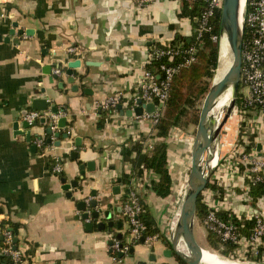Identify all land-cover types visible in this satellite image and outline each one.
Returning a JSON list of instances; mask_svg holds the SVG:
<instances>
[{
    "label": "crops",
    "instance_id": "obj_1",
    "mask_svg": "<svg viewBox=\"0 0 264 264\" xmlns=\"http://www.w3.org/2000/svg\"><path fill=\"white\" fill-rule=\"evenodd\" d=\"M181 7L178 0H152L142 5L139 0H0V253L2 234L6 230L11 233L10 224H14L12 247L22 253L18 264H159L148 260L150 246L139 237L130 239L122 212H111L109 218L101 213L85 220L77 203L96 199L98 208L112 211L126 197L129 182H123L122 177L130 174L131 164L123 159L121 147L155 140L152 126L126 115V111L154 47L171 44L176 36L192 35V21L181 14ZM70 46L76 48L75 53L68 52ZM76 60L79 66L68 74V63ZM54 68L61 70L57 77L52 76ZM119 91L123 93L121 108H100ZM239 92L245 93L246 88ZM36 98L47 100V110L40 111L46 124L40 123L39 117L36 125L25 129L22 112L33 110L31 103ZM53 106L62 114L48 133L50 116L57 114L50 111ZM61 117L66 118L65 127L57 124ZM17 119L19 129L30 132L29 140L14 135L12 125ZM239 133L244 146L250 144L256 155L264 158L261 110L248 108L242 116L233 111L219 137L217 154L240 143ZM37 137L45 138L42 148L33 143ZM231 152L223 154L221 160L228 159ZM55 160L62 167L59 174L52 172ZM89 161L94 162V170L86 167ZM81 164L85 165L83 178ZM61 178L66 183L77 180V187L69 189L71 196L63 189ZM154 179L155 174L144 170L141 179L133 178L132 185L134 180L138 182L136 191L145 211L159 227L161 236L157 234L159 238L153 241L159 255L164 248L160 242H167L168 230L160 225L164 199L149 186ZM116 184L120 185L118 195L111 191ZM251 205L264 215V193ZM235 209L243 215L242 206L235 204ZM93 210L89 208V212ZM110 221L112 226L107 225ZM99 222L105 224L101 230L96 227ZM87 223H92L91 229L86 228ZM113 237L128 247L121 259L117 254L116 261L109 249Z\"/></svg>",
    "mask_w": 264,
    "mask_h": 264
},
{
    "label": "built area",
    "instance_id": "obj_2",
    "mask_svg": "<svg viewBox=\"0 0 264 264\" xmlns=\"http://www.w3.org/2000/svg\"><path fill=\"white\" fill-rule=\"evenodd\" d=\"M152 0H139V4H145ZM189 4H198L197 16L193 19L195 26L194 42L190 45L183 46L164 44L154 47L150 54L152 60H163L159 64V71L154 73L147 68L138 84L137 91L131 97L129 109L133 111L138 105L137 100L147 104L152 102L154 109L152 112L143 110L142 114L135 116L139 122H147L152 127L158 122L163 114L165 102L169 96L170 81L173 75L180 67L186 66L195 60L196 52L199 47V40L204 33L210 32V39L213 42L218 41V35L211 32L212 20L217 10H221L223 0H178ZM243 22V39L241 45V66L239 77V90L246 88L245 93L239 95L241 109L236 104L235 110L242 116L248 108H257L264 113V0H243L241 11ZM2 14H0V21ZM69 53H75V47H68ZM177 59V61H175ZM61 70L54 68L52 76H59ZM123 93H118L108 97L100 104V108L109 111L116 109L120 104ZM243 107V109H242ZM57 114L50 117L51 131L55 129V120ZM41 112L37 110L27 111L22 115V120L26 121L28 126H32L37 121ZM44 137H37L33 143L36 147L42 148L45 145ZM146 151L152 149V143L143 145ZM239 164L244 166L243 170L239 169ZM169 167V166H168ZM62 170L60 163L55 160L52 165V172L59 174ZM224 187L223 197L216 199L213 196V190L204 188L203 201L208 207V213L200 225L206 230L216 234L221 242L233 244L234 248L229 254L230 258L241 262H264V215L256 212L251 205V198L248 195L250 184L264 182V158L257 156L255 149L245 150L244 144L238 143L232 148L231 156L228 159L221 158L215 161L214 170L210 175L209 181ZM133 184V178L128 183L126 197L122 201V215L128 223L129 237L138 238L144 235L146 241H155L159 237L157 234H144L145 223L142 215L145 207L136 187L138 182ZM241 190V191H239ZM88 202V200H86ZM235 204L242 206L243 215L236 211ZM232 211L235 216L244 219H252L253 226L248 234H243L239 226L229 219H223L217 215L219 211ZM196 219V218H195ZM170 230V228H169ZM3 247L1 254L9 255L14 264L21 261L22 253L17 248H13L12 235L9 230L2 234ZM167 237L169 235L167 234ZM110 255L113 261L118 259V253H126L127 246H124L119 239L113 237L109 244ZM235 257V258H234ZM243 260V261H240Z\"/></svg>",
    "mask_w": 264,
    "mask_h": 264
},
{
    "label": "water",
    "instance_id": "obj_3",
    "mask_svg": "<svg viewBox=\"0 0 264 264\" xmlns=\"http://www.w3.org/2000/svg\"><path fill=\"white\" fill-rule=\"evenodd\" d=\"M16 27V23L13 24ZM21 33V31H18ZM29 31H26L28 33ZM11 34L14 33V29H11ZM243 39V22L240 12V0H223L220 22H219V37H218V57L217 64L212 77L211 87L207 94L205 95V100L209 95L212 97V104L206 105L205 102L202 103V107L199 112L198 122L196 126L195 136L192 142L190 151V168L188 173V178L185 185L184 194L182 197L181 210L178 215L175 214L174 220L170 226L169 232V243L164 241L160 242L161 248L159 255L155 253L156 246L153 241H146L144 235L139 237V241L150 246V255L148 260L151 262L156 261L159 264H181L183 261L186 264H206L202 262V250L203 248L198 244L194 235V222H195V212H196V202L198 195L206 187L209 181L210 175L214 170V165L212 168L206 169L205 165L210 159V155L206 154V151L219 139L221 131L227 122L228 118L232 115L236 107V101L238 98L239 89V77H240V66H241V45ZM1 40V37H0ZM4 41H8V37L4 38ZM225 41L226 48L222 51V42ZM80 61H72L68 63L67 71L68 74L72 73V68L79 66ZM49 73V71H46ZM52 81V77L49 78ZM69 82H73V78L70 77ZM62 83H59V87ZM73 90H77V87L73 85ZM228 93L227 103L224 106L215 108L218 101ZM138 105L132 110H127L126 115L139 116L142 114L143 110L147 112H152L154 109V104L152 102L143 104L141 100H137ZM31 108L33 110L45 111L47 110V100L42 98H36L32 100ZM117 108H121L118 104ZM50 111L52 113H57L58 110L55 106L51 107ZM26 111L22 112L24 115ZM223 113V117L219 124L210 132L206 131V127L209 121ZM123 114V111H121ZM39 122L46 124V117L40 116ZM66 118L61 117L58 119L57 124L59 127H65ZM23 128H28L26 121L21 122ZM36 121L33 122L32 126L36 125ZM14 135H20L26 140L30 139V132L23 131L19 129L18 119L13 123ZM47 132L50 133V127L47 128ZM58 136V134H56ZM67 137V134H64ZM49 141V140H48ZM77 145L79 144L78 139H76ZM58 144V143H57ZM32 147V151H34ZM72 156H76V153H72ZM84 166L81 164L79 166L80 176H84ZM86 167L89 170H94V162H87ZM120 183V179L117 180ZM63 184V189L67 190V194L71 196L72 187H77V180L66 183L64 178H61ZM114 195L120 193V185L116 184L111 188ZM93 196L96 195L95 191H92ZM98 201L96 199H91L88 203L84 200H80L77 203V209L83 211L81 214L82 219H89V217L97 218L99 214L103 213L104 217L109 218L112 213H121L122 204H118L113 207V210H102L97 207ZM93 208L92 212H89V208ZM113 222L107 223L108 226H112ZM121 225V222L117 223ZM96 227L98 229H103L105 224L103 222L97 223ZM87 229L92 228V223L86 224ZM120 238L121 235H118ZM168 240V239H167ZM14 238V242L16 243ZM14 249L16 246L13 247ZM133 253V248L129 250V255ZM124 256V253L119 254V259ZM143 264V263H142ZM239 264H264V262H242Z\"/></svg>",
    "mask_w": 264,
    "mask_h": 264
},
{
    "label": "trees",
    "instance_id": "obj_4",
    "mask_svg": "<svg viewBox=\"0 0 264 264\" xmlns=\"http://www.w3.org/2000/svg\"><path fill=\"white\" fill-rule=\"evenodd\" d=\"M198 4H189L186 1L182 2L181 14L188 16L193 28L195 26L194 18L197 16ZM221 10H217L212 20L211 32L219 36V22H220ZM195 32L189 38H179L176 36L171 42V45H177L181 43L183 46L190 45L194 42ZM218 57V41L213 42L210 39V32L204 33L199 40V47L196 52L195 60L190 64L180 67L178 71L173 75L170 81L169 96L165 102V107L162 116L158 122L152 127L154 131V139L152 143V149L146 151L143 146L142 140L135 141L130 146H122L121 154L124 160L129 161L131 164L130 174L124 175L122 181L128 183L131 178L141 179L143 172L149 171L155 174L156 179L150 181V188L154 194L160 198H166L172 191V176L168 169L169 164V145L167 138L173 128L183 129L190 124H197L199 109L197 105L202 101L211 87V81L214 74V70L217 64ZM176 58L175 61H177ZM163 60H152L146 68L154 73L159 71V64ZM241 93L238 89V98L236 104L240 108L239 95ZM241 109V108H240ZM243 109V107H242ZM111 110V109H110ZM105 115V112L102 111ZM102 113V114H103ZM244 124L240 123V132L242 131ZM240 133L238 141L240 140ZM249 139H253V135H249ZM250 144L245 147L246 151H249ZM132 154H134L132 156ZM244 166L239 164V169L243 170ZM248 195L254 204L257 199L264 193V182H258L254 185L250 184ZM206 188L213 190V196L216 199L223 197L224 187L216 184L213 181H208ZM241 191V190H239ZM203 193L201 192L197 197L195 216L199 223H202L205 216L208 213V207L203 201ZM217 215L223 219H229L239 226L240 231L243 234H248L253 226L252 219H244L235 216V214L228 211H219ZM142 220L145 223L144 234L154 235L158 233V227L155 219L146 210L142 215ZM3 222H0V228H2ZM11 233L14 236L15 225L10 224ZM207 243L209 248L217 251L219 254L229 257V254L234 248L233 244L223 243L220 238L213 232L207 230ZM23 260V259H22ZM0 264H14L12 258L9 255L0 253ZM181 264H186L181 261Z\"/></svg>",
    "mask_w": 264,
    "mask_h": 264
},
{
    "label": "rangeland",
    "instance_id": "obj_5",
    "mask_svg": "<svg viewBox=\"0 0 264 264\" xmlns=\"http://www.w3.org/2000/svg\"><path fill=\"white\" fill-rule=\"evenodd\" d=\"M192 30H193V25H192ZM203 101L204 100L200 101L197 105V108L199 109V111L202 107ZM196 126L197 124L196 125L190 124L187 127H184L183 129H180V130L176 128L177 132L173 133V131H171L169 135V144H168L169 145L168 146L169 147L168 149V152H169L168 166L169 167L168 169L172 176L173 183H172V191L170 195L167 196L166 198H163L164 200L163 202H161V216H162L163 223L160 224L162 226L163 225L166 226L165 229L168 230V233H167L168 235L170 232L169 228L175 217V212L184 194L185 185H186L189 168H190V151H191L192 142L195 136ZM232 148L233 146L231 145L225 151L220 150L217 154L216 160L217 159L219 160V158L223 154L225 155ZM157 234L161 236L159 231ZM194 235H195L196 241L201 247H207L208 249L212 250L211 248H209L208 243H207V239H206L207 231L200 225L197 219H195V222H194ZM165 237L166 239H168L167 242L169 243V238L167 236ZM214 252L219 254L217 251H214ZM219 255L225 260L237 262L235 257H234L235 259H233L230 257L223 256L221 254ZM240 261H243V260H240Z\"/></svg>",
    "mask_w": 264,
    "mask_h": 264
},
{
    "label": "bare ground",
    "instance_id": "obj_6",
    "mask_svg": "<svg viewBox=\"0 0 264 264\" xmlns=\"http://www.w3.org/2000/svg\"><path fill=\"white\" fill-rule=\"evenodd\" d=\"M242 6H243V0H240V12L242 11ZM221 46H222V51L225 50V48H226L225 41L222 42ZM227 99H228V93H226L218 101L215 108H219L221 106H224L227 103ZM203 102H205L206 105L212 104L213 100H212L211 95H209ZM222 117H223V113H220L217 116L213 117L209 121V123L206 127V131L210 132L211 130H213L219 124ZM221 133H222V131H221ZM219 139L217 140V142H215L213 145H211L210 148L206 151V154L210 155V159L205 165L206 169L212 168L215 161H216ZM181 205H182V200L180 201L178 208L175 212L176 215H178L180 213ZM173 224L174 223H172V227H173ZM202 248H203V250H202V259L201 260L203 263H206V264H239L238 262L225 260L219 254L215 253L213 250L208 249L207 247H202Z\"/></svg>",
    "mask_w": 264,
    "mask_h": 264
}]
</instances>
